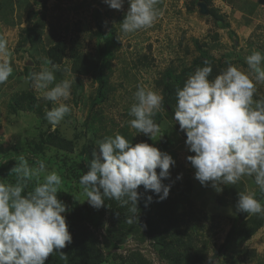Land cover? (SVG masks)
Here are the masks:
<instances>
[{
    "label": "rangeland",
    "instance_id": "1",
    "mask_svg": "<svg viewBox=\"0 0 264 264\" xmlns=\"http://www.w3.org/2000/svg\"><path fill=\"white\" fill-rule=\"evenodd\" d=\"M198 1L158 0L152 27L134 33L121 31L120 23L129 8L127 0L121 10L110 8L105 0H23L17 8L0 7V33L9 42L13 67L8 81L0 85L4 104L10 101L7 118L0 127L6 128L0 136V182L16 183L15 173H9L21 155L31 167H38V161L46 165L40 182L46 173L56 171L62 178L58 199L69 209L66 217L80 205H88L96 214V223L86 225L96 257L105 264H264V214L241 220L236 210L238 195L218 194L210 184L202 186L194 178L195 169L186 157L195 153L188 150L185 133L166 109L168 101L164 99V106L155 112L153 119L159 124V132L152 139L129 124L134 118L128 113L136 102L138 85L164 97L162 78L168 68L176 77L190 67L191 75L207 61L214 79L229 64L250 72L245 57L253 51L264 54V0H206L208 15L199 13ZM212 10L223 16L228 27L211 15ZM60 40L66 43V53L57 64L60 70L55 72L54 84L64 79L72 81L71 99L65 101L71 112L53 130L45 119V109L56 105L38 98L40 94L27 77L30 72L51 68L46 63L47 49ZM104 44L112 51L105 61L107 95L93 106L99 88L93 64L98 47ZM82 59L83 69L75 70ZM15 97L18 103L13 102ZM174 99L170 103L175 111ZM253 99H264V83L257 85ZM12 112H19V117L10 116ZM116 132L133 145H153L176 162L170 168V178L162 181L171 185L168 197L157 202V196L148 191L152 201L144 212L132 213L131 205L122 206L120 202L115 209L116 201L107 198L103 207L93 208L79 183L80 176L88 171L93 150L99 153L95 142ZM51 133L70 142L68 148L46 144L43 140ZM178 175L182 178L177 179ZM240 182V192L255 194L259 188L254 177L245 176ZM36 183L37 178L32 177L22 194L32 191ZM221 187L224 190V185ZM144 217L148 218L146 223ZM233 223L237 228L220 252Z\"/></svg>",
    "mask_w": 264,
    "mask_h": 264
},
{
    "label": "clouds",
    "instance_id": "2",
    "mask_svg": "<svg viewBox=\"0 0 264 264\" xmlns=\"http://www.w3.org/2000/svg\"><path fill=\"white\" fill-rule=\"evenodd\" d=\"M125 0H105L110 8L121 10ZM129 8L120 23L121 31L134 33L151 28L156 17L158 0H127ZM12 50L6 36L0 33V85L12 75L10 62ZM251 70L246 72L229 64L226 70L210 80L209 62L188 76L182 88L176 91V108L173 119L185 133V145L195 155L186 157L193 169L194 178L202 186H210L219 194L221 185H235L243 177H254L259 190L264 193V99L254 100L257 85L264 83V54L253 51L245 57ZM51 68L30 72L27 79L40 94L38 98L52 101L54 107L45 109V119L52 129L70 114L72 81H56L59 65L46 61ZM54 86H51L53 85ZM51 86V87H50ZM135 103L129 110L131 128L151 139L159 132L153 119L155 112L164 106V97L158 91L138 85ZM99 153L92 152L88 171L80 176L87 202L99 209L105 198L131 205L136 213L142 193L151 191L157 202L169 195L171 185L162 181L170 178L173 157L145 142H129L116 132L95 142ZM31 167L23 155L10 170L15 173V184L0 182V264H46L53 253L67 264L68 255L62 249L72 243L66 215V204L58 199L62 178L56 171L43 176V162ZM159 169V173H157ZM37 178L34 189L26 195L28 181ZM182 178L181 175L177 179ZM238 212L248 215L264 214V204L252 193H238ZM152 196L147 197V203Z\"/></svg>",
    "mask_w": 264,
    "mask_h": 264
},
{
    "label": "trees",
    "instance_id": "3",
    "mask_svg": "<svg viewBox=\"0 0 264 264\" xmlns=\"http://www.w3.org/2000/svg\"><path fill=\"white\" fill-rule=\"evenodd\" d=\"M207 1L209 2V0ZM95 13L97 15L96 20L99 24V27L102 28L103 23L98 18L99 16L98 10H96ZM211 15H213L217 21L221 22L222 25H224L225 27H228L229 23L228 22L225 23L222 21L223 20L222 15L218 14L216 11H213V10L211 11ZM28 31L30 32V30ZM114 34H115V31H114V28H112L110 30V36L113 37ZM231 35L233 36V32H231ZM65 53H66V43L64 40H60L57 43L48 47L47 49L48 61H51L52 64L57 65L62 62ZM111 53H112L111 48L108 47L107 44H104L103 46H99L97 49V56L93 64V72H94L95 78L97 79L99 83V88H98V91L95 97L92 100L93 106L97 105L98 103H101L103 99L105 98V96L107 95L106 88H105L107 85V80L105 78L104 70L107 64V63L105 64V61L110 56ZM202 56L206 57L207 53L203 51ZM199 60L200 59H198V61ZM29 68L30 66L27 65L26 70H28ZM82 69H83V59L81 60V63L75 67V70H78V71H81ZM190 72H191V68L187 67V68L182 69V72H181L182 75H178L174 77L173 69L170 67L163 73L162 81H163L164 99L165 101H168V104H169V106L168 105L166 106V109H168L169 112L172 114H174L175 111L173 110V106L171 105L170 102L175 101L174 98L176 97L175 95H176L177 89L183 87ZM213 76L214 74L210 75L209 79H212ZM29 94H32V93L29 92ZM24 97L25 96L23 95V98ZM30 98L33 101L34 97L32 95ZM14 101L18 103L17 97H15V100H13V102ZM13 105L11 106L13 107ZM43 141L46 144L55 146L60 149H67L68 148L67 146L70 145V142L65 141L63 137L57 136L54 133H51L50 135H48L47 138L44 139ZM71 148L72 147H70V149ZM237 184L238 185L236 184L228 185V186L224 185L223 193L228 196H232L234 194L238 195V193L243 189V183L239 181ZM227 187L229 190L227 189ZM138 191L142 193L141 199L139 200V203H138V210H140L141 212H144V210L148 206V203H147V206H145L147 202L148 193L144 191L143 186H140ZM254 196L256 199H258L261 202L262 199L264 198V193H262L258 188ZM223 201L225 200L223 199ZM113 208L115 209L119 208L117 201L113 203ZM238 215L241 220H245L249 218L250 216L247 213H243V212H239ZM147 221H148V218L144 217L143 222L146 223ZM66 222L68 225V229L72 235V243L67 245V247H65L64 249H62V251L68 255L67 264H105L102 261L98 260V258L96 257L97 253L93 249L94 243L92 241V237H90V231L88 230V227L86 225V223H92V224L96 223V214L92 213V210L88 207V205H80L78 207L73 208L70 215L66 217ZM76 223L78 224L76 225ZM257 224H261V222L257 221ZM257 224H255V226H257ZM236 228H237L236 224L233 223L229 232L227 233L224 243L219 248L220 252H222V250L226 248V246L229 244V242L231 241V237L234 234ZM74 229H76L77 231L76 235L74 233L75 232ZM256 230H257V227L251 230L250 234L252 235V233H254ZM217 252H219V250H217ZM46 264H66V262L60 259V256L58 253H53L46 261Z\"/></svg>",
    "mask_w": 264,
    "mask_h": 264
},
{
    "label": "crops",
    "instance_id": "4",
    "mask_svg": "<svg viewBox=\"0 0 264 264\" xmlns=\"http://www.w3.org/2000/svg\"><path fill=\"white\" fill-rule=\"evenodd\" d=\"M22 2H23V0H0V7L3 8L6 5L5 7L9 6L10 9L12 7L17 8L20 4H22ZM6 104H4L3 96L0 93V127H1L2 123L5 122V117L7 118V112H8L7 107L10 108V105H9L10 104V101H9V99H7ZM5 108H6V110H5ZM19 112H22V111H19ZM19 112H17V113H13L12 112L13 114L12 113H9V115L10 116L13 115V117L15 116V117L18 118L19 117V114H20ZM15 119L16 118H14V120ZM2 129L3 130H6V128L4 126H3V128H0V136H2V133H3V130Z\"/></svg>",
    "mask_w": 264,
    "mask_h": 264
},
{
    "label": "water",
    "instance_id": "5",
    "mask_svg": "<svg viewBox=\"0 0 264 264\" xmlns=\"http://www.w3.org/2000/svg\"><path fill=\"white\" fill-rule=\"evenodd\" d=\"M198 11L201 15H208L210 14V9L208 6V2L206 0H199L197 3Z\"/></svg>",
    "mask_w": 264,
    "mask_h": 264
}]
</instances>
